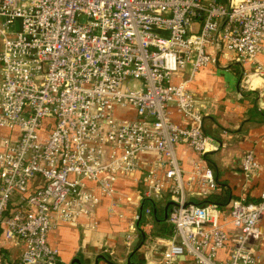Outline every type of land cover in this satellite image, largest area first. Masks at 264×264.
Returning a JSON list of instances; mask_svg holds the SVG:
<instances>
[{"label": "built area", "instance_id": "built-area-1", "mask_svg": "<svg viewBox=\"0 0 264 264\" xmlns=\"http://www.w3.org/2000/svg\"><path fill=\"white\" fill-rule=\"evenodd\" d=\"M221 53L248 66V86L264 74V0H0V128L11 132L0 136V264L1 242L22 246L18 264H57L48 234L101 197L115 211L128 177L140 199L174 202L171 235L148 237L159 264H264V184L258 201L239 194L223 209L187 198L219 190L204 159L219 144L189 85ZM182 143L198 155L189 169ZM238 164L247 180L261 168L252 149Z\"/></svg>", "mask_w": 264, "mask_h": 264}, {"label": "crops", "instance_id": "crops-1", "mask_svg": "<svg viewBox=\"0 0 264 264\" xmlns=\"http://www.w3.org/2000/svg\"><path fill=\"white\" fill-rule=\"evenodd\" d=\"M258 61L264 68V53L258 56ZM249 71L247 65L231 61L221 53L218 65L200 69L189 87L197 106L203 111L204 131L215 136L219 144L218 149L208 153L218 182L230 189L231 196L245 194L248 201L256 202L264 184V74L254 77L251 86H248L243 76L244 72ZM119 114L126 118L135 117L131 109ZM172 115L176 122L182 121L175 110ZM10 133L0 128V136H9ZM249 149L255 152L261 168L258 174L247 180L238 162ZM176 156L184 169H189L198 159V155L185 143L176 146ZM150 157L141 156V164L146 165ZM115 187L121 198L115 211L109 208L110 199L101 197L88 217L80 218L75 225L60 224L48 234L49 243L58 250L60 264H70L75 258L82 264H126L131 242L135 237H140V231L147 234L146 238L149 231L153 237L168 238L156 235L159 220L155 221L157 214L163 218L168 195L156 196L153 212L149 216L143 215L139 224V208L144 199H140L138 194L142 186L128 177L119 179ZM221 190L219 187L217 192ZM187 198L191 202L198 200L190 193ZM136 215L139 216L137 220ZM93 223L95 226L91 227ZM261 227L264 232V216ZM127 234L131 235L129 243L126 242ZM147 245L144 242L133 252L130 257L133 264H137L139 259L142 260L141 264H159L162 247L154 241ZM1 246L6 263L18 264L22 246L16 242H1ZM255 247L264 258V237L255 243ZM180 264L194 262L184 258Z\"/></svg>", "mask_w": 264, "mask_h": 264}, {"label": "trees", "instance_id": "trees-1", "mask_svg": "<svg viewBox=\"0 0 264 264\" xmlns=\"http://www.w3.org/2000/svg\"><path fill=\"white\" fill-rule=\"evenodd\" d=\"M203 128H204V126H203ZM211 137L215 141L217 140L215 138V136L212 135ZM204 159L207 161V164L211 168H213V170H214V164L211 162L210 158L208 157V153L204 155ZM218 184H219V187L222 189L220 192L213 193L210 196L203 198V199H198V200H196V202L202 203V204L205 202H212V203L216 204L218 208L223 209L225 207V205L228 203L229 199L233 198V196L230 195V189L229 188H227L224 184H220L219 182H218ZM146 206H149L151 208V212H153V209L155 208V202L153 200H150V199H144L143 208H145ZM142 218H143V214L140 216V219L138 220L139 224L142 222ZM161 218H162L161 215H158V214L156 215L155 221L159 220L158 221L159 222L158 223L159 228L157 229L159 231H157L156 235H158L160 237H169L171 235L172 226H171V224L166 223V221H163ZM141 263H142L141 259L137 260V264H141ZM8 264H9V262H8ZM57 264H60V263L57 262Z\"/></svg>", "mask_w": 264, "mask_h": 264}, {"label": "water", "instance_id": "water-1", "mask_svg": "<svg viewBox=\"0 0 264 264\" xmlns=\"http://www.w3.org/2000/svg\"><path fill=\"white\" fill-rule=\"evenodd\" d=\"M172 204H174V202L171 201V200H169L168 202H166V204L164 206V213H163L162 220H166L167 219V214H168L169 206L172 205ZM143 205H144V202H142L141 205H140V208H139V216L142 215ZM145 238H146V235L142 231H140V237H135L132 240L131 246H130V249H129L130 255H129V258L127 259L126 264H133L132 261L130 260V257L132 256L133 252L145 242ZM99 257H102V256H99ZM183 258H184V256H180V259H183ZM75 262L76 263H79V264H82L78 258L73 259L70 264H74ZM96 262H97V260L95 261V263Z\"/></svg>", "mask_w": 264, "mask_h": 264}, {"label": "rangeland", "instance_id": "rangeland-1", "mask_svg": "<svg viewBox=\"0 0 264 264\" xmlns=\"http://www.w3.org/2000/svg\"><path fill=\"white\" fill-rule=\"evenodd\" d=\"M14 29H16V25L14 26ZM152 234H153V233L149 231V235L151 236ZM145 235H147V234L145 233ZM146 237H147V236H146ZM152 237H153V236H152ZM145 242H146V245H147V244H151V242H153V241H152V239H148V238H146V239H145ZM147 246H149V245H147ZM142 254H143V253H142Z\"/></svg>", "mask_w": 264, "mask_h": 264}]
</instances>
